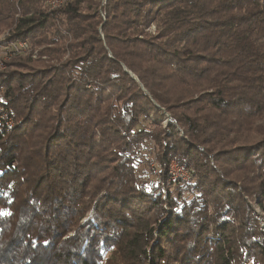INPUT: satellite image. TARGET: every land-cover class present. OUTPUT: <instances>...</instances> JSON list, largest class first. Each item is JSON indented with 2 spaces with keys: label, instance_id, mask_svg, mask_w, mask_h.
Returning a JSON list of instances; mask_svg holds the SVG:
<instances>
[{
  "label": "trees",
  "instance_id": "16d2710c",
  "mask_svg": "<svg viewBox=\"0 0 264 264\" xmlns=\"http://www.w3.org/2000/svg\"><path fill=\"white\" fill-rule=\"evenodd\" d=\"M3 37L41 58L0 71V264H264V0H0Z\"/></svg>",
  "mask_w": 264,
  "mask_h": 264
},
{
  "label": "built area",
  "instance_id": "2783aa9c",
  "mask_svg": "<svg viewBox=\"0 0 264 264\" xmlns=\"http://www.w3.org/2000/svg\"><path fill=\"white\" fill-rule=\"evenodd\" d=\"M70 0H46L50 9H59ZM5 40L3 37L2 41ZM0 50V71L6 67L7 61L16 56H26L34 58L36 52L33 45L28 41L6 42L3 41ZM37 54V53H36ZM17 124L16 112L8 106L5 95L0 92V136L4 137L12 132ZM191 174L177 162H171L169 166V182L172 184H183L189 181Z\"/></svg>",
  "mask_w": 264,
  "mask_h": 264
},
{
  "label": "rangeland",
  "instance_id": "374dc122",
  "mask_svg": "<svg viewBox=\"0 0 264 264\" xmlns=\"http://www.w3.org/2000/svg\"><path fill=\"white\" fill-rule=\"evenodd\" d=\"M152 33H154L155 32V26H153L152 28H151V30H150ZM34 52H36L35 53V55H37L36 57H34V58H32L33 60H38L39 58H41L40 57V55H39V50H38V48H35V51ZM22 57H24V58H27L26 56H22ZM43 59H46L45 57H43ZM12 59H10L9 61H7V62H10ZM6 65V67H5V69L3 70V71H5L6 70V68H7V63L5 64ZM170 120V116L168 115V114H166L165 115V118H164V125H168V121ZM147 146H149L148 148H150V150H151V148H152V145L151 144H147ZM149 150V151H150ZM145 155H147L148 157L150 156V154H148V152L146 153V151H145ZM152 159H154V156L152 157V156H150ZM141 160H146V157H142L141 158ZM173 162V161H172ZM174 162H176L175 160H174ZM170 165H171V163H170ZM150 167H152L153 168V166H150L149 164H147V163H143V164H141L140 165V167H139V175L142 177V178H144V179H149L150 181H152V182H154V183H157V180H158V178H157V176H156V174H154L152 171H151V168ZM259 212H260V209H257Z\"/></svg>",
  "mask_w": 264,
  "mask_h": 264
}]
</instances>
